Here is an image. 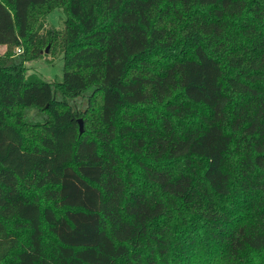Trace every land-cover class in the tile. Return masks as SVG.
Here are the masks:
<instances>
[{
    "label": "trees",
    "instance_id": "1",
    "mask_svg": "<svg viewBox=\"0 0 264 264\" xmlns=\"http://www.w3.org/2000/svg\"><path fill=\"white\" fill-rule=\"evenodd\" d=\"M0 45V264H264V0H0Z\"/></svg>",
    "mask_w": 264,
    "mask_h": 264
},
{
    "label": "rangeland",
    "instance_id": "2",
    "mask_svg": "<svg viewBox=\"0 0 264 264\" xmlns=\"http://www.w3.org/2000/svg\"><path fill=\"white\" fill-rule=\"evenodd\" d=\"M64 18H65L64 11L62 8L59 7L46 14L45 23L47 26H51L57 29H62ZM5 49L6 47L4 45H0V54L4 53ZM164 60L165 59L163 56H157L156 58L153 59V61L157 63L163 62ZM25 67L27 68L26 70L27 74L35 73L42 79L54 81V82H61L63 80L62 54L51 55L45 53L39 58L26 62ZM84 105H85V99L82 100V105L80 107L83 108ZM28 117H29L28 118L29 121H34V119H39L38 116L33 115L32 112L29 114ZM82 128L84 129L83 119H82ZM20 231L21 230H17V232Z\"/></svg>",
    "mask_w": 264,
    "mask_h": 264
},
{
    "label": "water",
    "instance_id": "3",
    "mask_svg": "<svg viewBox=\"0 0 264 264\" xmlns=\"http://www.w3.org/2000/svg\"><path fill=\"white\" fill-rule=\"evenodd\" d=\"M48 48H49V45L46 46V48H45V50H44L45 53L48 52ZM42 52H43V51H42ZM78 123H79V131H80V133H81V132L83 131V128H82V119L79 118V119H78Z\"/></svg>",
    "mask_w": 264,
    "mask_h": 264
},
{
    "label": "built area",
    "instance_id": "4",
    "mask_svg": "<svg viewBox=\"0 0 264 264\" xmlns=\"http://www.w3.org/2000/svg\"><path fill=\"white\" fill-rule=\"evenodd\" d=\"M21 52H22V49H21V48H17V49H16V53L19 54V53H21Z\"/></svg>",
    "mask_w": 264,
    "mask_h": 264
}]
</instances>
